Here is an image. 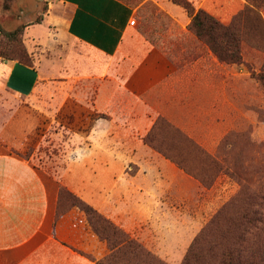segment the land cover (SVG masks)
Wrapping results in <instances>:
<instances>
[{"label":"rangeland","instance_id":"374dc122","mask_svg":"<svg viewBox=\"0 0 264 264\" xmlns=\"http://www.w3.org/2000/svg\"><path fill=\"white\" fill-rule=\"evenodd\" d=\"M49 1L0 0V24L6 30H14L17 27L10 28L17 23L41 21ZM125 1L139 5L144 0ZM134 16L133 30L137 39L161 41L173 23L172 18L152 2H143ZM43 33L45 43L39 47L54 63L66 60L67 69L64 71V66L58 76L45 79L35 96L18 100L20 107L15 119L22 120L23 126L10 124L4 130L8 137L21 138L19 148L13 147L12 151L48 172L51 183L57 185L58 194L61 188H66L141 244L136 254L127 251L123 259L119 258L120 264H184L192 245L200 237L197 245H193L198 257L213 241L232 246L233 234H217L212 229L214 215L231 202L244 185L250 191H264V90L251 76L249 68L242 66L246 73L238 78V87L232 89L233 103L226 115L229 121L223 128H216L214 112H210L208 103L201 105L200 112L194 111L190 113L193 116L180 120L178 126L166 118L198 146L179 134L174 135L166 124L153 135L155 144H160L169 155L184 159L194 172L205 178V184L211 183L207 186L144 141L152 127L143 136L136 134L134 125L130 127L128 94L118 91L116 98L112 94L114 62L111 57L104 59V89L92 57L84 64L76 59L78 46L70 47L69 40L54 30ZM243 52L248 66L259 72L264 65V52L248 45H244ZM246 76L248 82L244 81ZM99 88L103 89L100 98ZM10 99L16 103L17 99L12 96ZM218 114L223 115L224 111ZM216 136H222L218 144L213 142ZM199 146L220 161V166L214 167L211 161L203 159ZM142 147L153 155L146 154ZM159 170L168 172L164 181L168 189L163 193L166 201L161 206L153 199L141 198L142 194L134 190L136 182L126 178L136 171ZM225 171H241L244 180L234 179ZM69 198L66 194L63 209H69ZM243 202L237 199V208ZM66 213L88 221L78 207H71ZM203 241L205 248L200 247ZM112 252L109 245L106 254ZM81 254L96 263L99 258L88 252ZM199 264H217V260L203 256Z\"/></svg>","mask_w":264,"mask_h":264},{"label":"crops","instance_id":"0c3cea01","mask_svg":"<svg viewBox=\"0 0 264 264\" xmlns=\"http://www.w3.org/2000/svg\"><path fill=\"white\" fill-rule=\"evenodd\" d=\"M189 1L224 23L246 2ZM143 2L156 4L172 18L165 39H137L133 30L134 15ZM143 2L133 5L124 0H50L40 22L26 23L24 40L34 59V67L0 58V264H97L64 243V240L72 242V234L65 226V219L55 225L56 183H51L48 172L13 152V147L19 148L21 138L8 137L5 132L10 124L23 126L22 120L15 119L20 107L18 100L35 96L45 79L58 76L67 66L64 59L54 63L39 47L45 43L46 34H42L45 30H54L68 39L70 47L78 46L76 59L84 64L92 57L103 88L106 82L104 59L112 58V94L115 98L118 91L128 94L129 124L131 128L134 125L137 135L146 134L159 116L178 126L180 120L193 116L190 113L194 111L200 112L201 105L207 103L210 112H214L216 128L228 124L226 115L233 103L232 89L238 87V78L246 73L243 65L219 61L189 30L190 17L180 5L171 0ZM262 13L264 15V10ZM35 47L42 50L37 51ZM244 81L248 82L247 76ZM102 90L99 88V98ZM11 96L17 99L16 103L11 102ZM222 110L224 114L219 115ZM221 138L216 136L213 142L218 144ZM167 177V171L159 170L136 171L126 178L136 182L134 190L142 194L141 198L153 199L161 206L166 201L163 193L168 189L164 183ZM98 247L95 246L97 256L100 255Z\"/></svg>","mask_w":264,"mask_h":264},{"label":"trees","instance_id":"16d2710c","mask_svg":"<svg viewBox=\"0 0 264 264\" xmlns=\"http://www.w3.org/2000/svg\"><path fill=\"white\" fill-rule=\"evenodd\" d=\"M171 1L186 10L190 17L189 30L196 35L198 40L210 48L219 61L227 64L246 65L251 76L259 81L264 90V65L259 72L255 71L246 63L243 52L244 45L264 52V17L262 14L264 0H245L244 8L235 14L229 23L220 21L202 8L197 9L189 0ZM26 27L27 24H22L14 30H6L0 24V58L17 60L24 66L34 67V59L24 43L23 37ZM164 124L169 126V130L174 135L179 134L185 141L192 145L196 144L190 137L184 135L179 128L169 124L163 116L157 118L151 130L145 136L144 141L170 158L181 169L197 177L205 184V178L194 172L192 167L184 162V159L169 155L160 144H155L153 135H155L156 130H161ZM224 139H222L221 143H223ZM200 151L204 155L203 159L211 161L214 167L220 166V161L211 157L207 151L203 148ZM225 172L234 179L244 180V177H241V171ZM210 184L205 185L209 186ZM66 194L70 195L68 199L70 201L69 209H63L62 206V201ZM237 199L244 201L243 205L238 208ZM71 207L81 209L87 215L88 221L84 220V218L66 215V212ZM233 212H236V214L230 215ZM64 217V221H66V225L70 228V233L72 234V242L64 240V243L75 250H79L80 253L85 254L88 252L95 256H97L95 246L99 245L98 264H120L118 259H123L127 251L131 252V254H136L142 248L136 239L128 235L110 219L98 213L91 204L77 197L66 188H61L58 194L55 225ZM60 225H63L62 222ZM212 226V229L217 234L219 232L233 234L235 236L233 245L228 246L222 243L219 245L218 241H213V244H208L207 250L203 249L201 251L202 254L198 257L194 252L195 248H193V245H197V241L202 238L200 237L192 245L184 264H199V260L203 256L208 259L215 258L217 264H264V191L262 189L250 191L244 185L238 195L214 215ZM223 230L227 232H223ZM204 243L205 241L200 247L205 248ZM109 245L113 251L112 254H106L107 250H109ZM205 251H207L206 254ZM245 251L250 252L246 254ZM151 258L154 257L151 256Z\"/></svg>","mask_w":264,"mask_h":264}]
</instances>
